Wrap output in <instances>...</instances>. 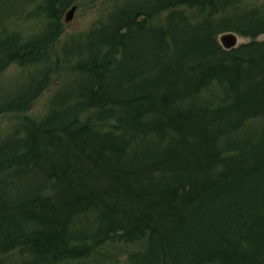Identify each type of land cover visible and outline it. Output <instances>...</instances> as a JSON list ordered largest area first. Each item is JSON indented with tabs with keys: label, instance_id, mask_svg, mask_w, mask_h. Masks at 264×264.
<instances>
[{
	"label": "trees",
	"instance_id": "16d2710c",
	"mask_svg": "<svg viewBox=\"0 0 264 264\" xmlns=\"http://www.w3.org/2000/svg\"><path fill=\"white\" fill-rule=\"evenodd\" d=\"M74 1L38 4L47 25L25 41L0 29V72L10 61L43 65L27 92L0 108L28 121L0 144V171L38 181L11 204L0 195V254L19 247L59 264L115 237L147 234L153 256L137 264H264V136L227 151L221 145L239 122L264 114V39L257 38L264 34V3L245 11L250 19L243 12L225 16L224 9L214 20L212 12L228 0L125 1L111 24L96 31L92 54L74 67L81 75L76 99L64 102L63 95L40 120L24 117L65 64L49 60L63 12ZM225 31L252 39L227 49L217 40ZM103 47L121 56L102 53ZM213 81L221 84L222 102L190 105ZM100 126L110 130L102 134ZM142 140L146 146H138ZM89 212L95 214L90 236L71 233L73 220ZM211 217L231 228L223 236L232 233L245 247L217 244L218 231L207 228ZM236 217L255 218L258 226L239 233L238 222L229 224ZM213 235L218 240L211 244Z\"/></svg>",
	"mask_w": 264,
	"mask_h": 264
},
{
	"label": "rangeland",
	"instance_id": "374dc122",
	"mask_svg": "<svg viewBox=\"0 0 264 264\" xmlns=\"http://www.w3.org/2000/svg\"><path fill=\"white\" fill-rule=\"evenodd\" d=\"M43 1L44 0H0V16L1 9L4 5H9L8 9L12 8L11 10L4 9L7 6L3 8V17L6 16L3 18V21H0V29H2V27L5 29L6 27L9 31H17L21 34L20 38L23 41L32 36H38V33H42V30H44L47 25L43 14L37 10V5L42 4ZM125 1L128 0H75L66 8L61 17L63 23L62 31L51 47L52 59L49 60L51 63H56L58 62L57 59H59L60 61H64L63 63L65 64L58 71V74L50 79L48 85L41 92V95L32 103L33 105L30 107V110L24 114V117L40 120L51 112L52 107L58 108L60 106L57 104L59 103L58 101L60 98L64 97L63 95L67 96L66 101L64 102H72L76 99V97L73 98V96H75V85L78 83L81 75L77 70H74V67H76L77 64L86 61L87 57L92 54L88 48L90 47L89 43L92 42V40H96V31L101 32L102 29L105 30V28L111 24L115 9ZM228 2V5L225 4V7L220 6V12H212L214 20H217L220 16L222 17L224 15V9L225 16H227V13L231 16H235V14L240 15L243 12L248 15V18L250 19L251 14H248L245 11L249 8L261 7L264 0H228ZM72 6H74V12L71 17L66 20V14ZM182 10L185 12L188 11L186 9ZM188 14L190 15L189 19H191V21H197L200 18L199 16H195L199 15L198 13H195V11H188ZM156 16H161V14ZM161 17L163 18L164 16ZM161 17H156V19H154L156 24L161 21ZM225 33H234L238 35V41L235 44L236 46L252 39L251 36L246 34L242 35L233 31H225L217 36L220 45H222L221 36ZM257 38L264 39V34ZM101 51L102 53H116L117 57L121 56L120 52L117 53L116 51H112L108 47H103ZM5 65L4 69L0 72V108L3 103L8 102L10 96L16 95L19 92H27L29 83L32 82L34 78L41 76V74H39L41 71L40 67H43L42 64L35 62L20 64L15 61H10ZM150 73L151 72H149V74ZM140 80L143 81L144 79L140 77ZM220 85L219 81H213L211 85L204 87L202 92L193 95L192 97H195V100L189 99V104L193 103V106H200L203 103H208L209 106H211L222 102L223 99L221 97H223V90ZM126 88L127 86H123L124 90ZM203 106L205 105L203 104ZM1 110L2 109H0V144L2 142L10 141V139L16 136L15 128L19 127L20 122H28L21 117L23 116L22 114L19 115L12 111L1 112ZM87 112L88 111H85V113H80L78 115L81 122H84L85 119H87V116H85ZM93 112H95V110L92 109L89 114L92 115ZM100 127L102 128H98V130H100L102 134H106L110 130L108 127ZM150 136L151 135H148V137L145 136L147 142L149 139L151 141L153 140ZM263 136L264 114L257 116V118H247L246 120L239 122L236 125L235 130L229 131L226 137L221 141L222 149L227 151L228 145L231 147H237L241 145L244 146L248 143H256ZM146 141L142 140L138 146H146ZM5 173L6 171H0V195L2 196V199L10 204L22 197L18 194L23 195L24 190L29 184L31 185L32 182L38 183L36 180L29 182V179L25 182L24 180H20L22 177L18 178L16 175L12 178L9 175L6 177ZM9 177L10 179H8ZM150 182L156 181L155 179H152ZM94 217L95 214L92 212L79 214L73 220L74 224L72 223L71 233L78 237L81 235L90 236V232H93V227L95 225ZM237 222L239 225H235ZM251 222H253L252 225H250ZM233 223L238 227L239 233L244 234H251V230L253 232L256 229V226H258V221L255 218L251 221L245 222L242 217H236L234 222L232 220L229 222L231 225H233ZM207 226V228L211 227L218 231L219 240L216 239V235L208 238V241L211 244L216 240H218V242H216L217 244H220V242L226 244L228 240L230 246L235 245V249H239L246 243L245 241L240 242L239 239L241 238H238L236 235L229 236L232 233L228 234V236H223L222 233H224L225 230H231V228L229 229L221 223L220 218L211 217ZM76 236H74L75 239L74 237L72 238V241L74 239V242H77ZM119 237L120 236L103 242L100 246L93 248L91 252L78 259L69 258L65 261L59 262V264H137L139 262H144L145 260L149 261L150 257L153 256L147 252V234L133 237V239H126L124 237L121 239V237ZM199 237L200 235L198 238ZM243 247H245V245ZM0 260L1 264H47L39 256H31L29 252L23 253L19 247H16L12 252L0 254ZM205 264H217V262L210 261V263L208 262Z\"/></svg>",
	"mask_w": 264,
	"mask_h": 264
},
{
	"label": "water",
	"instance_id": "95a60500",
	"mask_svg": "<svg viewBox=\"0 0 264 264\" xmlns=\"http://www.w3.org/2000/svg\"><path fill=\"white\" fill-rule=\"evenodd\" d=\"M70 10L67 12L65 19L68 20L69 17H71L72 13L74 12V6L69 8ZM238 41V35L234 33H225L221 36V44L223 47L229 49L233 46H236L235 44Z\"/></svg>",
	"mask_w": 264,
	"mask_h": 264
}]
</instances>
